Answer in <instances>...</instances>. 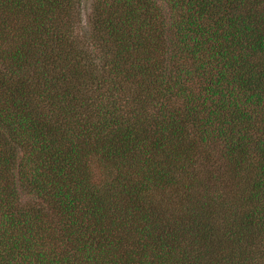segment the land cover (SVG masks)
Here are the masks:
<instances>
[{"label":"trees","instance_id":"16d2710c","mask_svg":"<svg viewBox=\"0 0 264 264\" xmlns=\"http://www.w3.org/2000/svg\"><path fill=\"white\" fill-rule=\"evenodd\" d=\"M0 0V264H264V0Z\"/></svg>","mask_w":264,"mask_h":264},{"label":"rangeland","instance_id":"374dc122","mask_svg":"<svg viewBox=\"0 0 264 264\" xmlns=\"http://www.w3.org/2000/svg\"><path fill=\"white\" fill-rule=\"evenodd\" d=\"M93 0H80V24H79V30L84 33V35L87 34L89 29V23L88 19L90 16L91 6H92Z\"/></svg>","mask_w":264,"mask_h":264}]
</instances>
